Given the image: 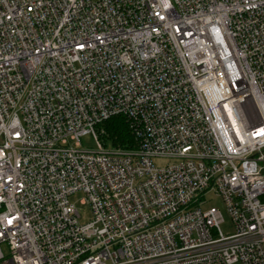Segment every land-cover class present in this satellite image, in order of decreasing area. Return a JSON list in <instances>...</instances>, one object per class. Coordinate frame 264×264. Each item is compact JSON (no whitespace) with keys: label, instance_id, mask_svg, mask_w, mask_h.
Returning a JSON list of instances; mask_svg holds the SVG:
<instances>
[{"label":"built area","instance_id":"built-area-1","mask_svg":"<svg viewBox=\"0 0 264 264\" xmlns=\"http://www.w3.org/2000/svg\"><path fill=\"white\" fill-rule=\"evenodd\" d=\"M0 264H264V0H0Z\"/></svg>","mask_w":264,"mask_h":264},{"label":"rangeland","instance_id":"rangeland-1","mask_svg":"<svg viewBox=\"0 0 264 264\" xmlns=\"http://www.w3.org/2000/svg\"><path fill=\"white\" fill-rule=\"evenodd\" d=\"M82 148H84V149H89V148L95 149L96 148L95 141L93 140V138L90 135L84 136L82 138ZM105 149L108 151H112L115 148L112 145H110L109 143H107L105 146ZM153 162H154L156 167L164 168V167L172 165L178 161L176 159H173V158L158 157V158H154ZM83 196H84L83 193L79 192V193L75 194L74 196H72L71 200L73 202H75L76 205L78 206V208L80 209L81 222L87 223L92 219V214H91V211H90V208L88 205H83L80 203V200L83 198ZM205 200H206V204H205V202H204V204L206 207L215 206L222 211V214L224 217V222L221 224V230L226 235L234 233L235 228H234L233 221H232V219H231V217L227 211V208H226L225 203L222 200V198L220 196H218L215 192H210L207 194Z\"/></svg>","mask_w":264,"mask_h":264},{"label":"trees","instance_id":"trees-1","mask_svg":"<svg viewBox=\"0 0 264 264\" xmlns=\"http://www.w3.org/2000/svg\"><path fill=\"white\" fill-rule=\"evenodd\" d=\"M99 128L104 129L101 139L105 145L132 149L137 147V140L133 134L129 120L123 115H117L104 121Z\"/></svg>","mask_w":264,"mask_h":264}]
</instances>
